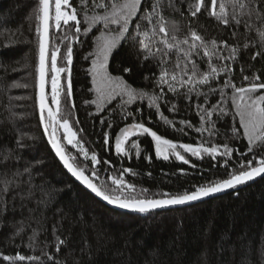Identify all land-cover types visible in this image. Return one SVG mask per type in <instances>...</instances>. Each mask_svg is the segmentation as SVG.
<instances>
[{"label": "trees", "instance_id": "trees-1", "mask_svg": "<svg viewBox=\"0 0 264 264\" xmlns=\"http://www.w3.org/2000/svg\"><path fill=\"white\" fill-rule=\"evenodd\" d=\"M37 3L38 0H0V161H3L0 179L5 173H20L16 177L18 186L0 199V207L7 208L0 216V264H9L3 261L2 255H14L17 251L41 256L44 264H264V176L190 206L141 214L107 207L66 172L51 150L40 123L35 70ZM77 3L79 0H74V4ZM208 3L210 5V0ZM185 9L186 5L181 6L185 13L183 17L179 13H169L179 23L181 35L191 26L206 39L241 46L235 62L224 61L232 64L230 77L233 83L246 85L243 76L252 77L254 72L264 81V57L252 60L257 46L243 48L247 42L243 27H226L207 12L192 18ZM101 27L96 25L87 35L81 32L75 37L72 35L74 30L67 28L57 31L53 27L49 33L50 48L53 44L60 48L58 66H67V61L60 58L66 54L69 43L73 47V96L71 101L63 99L62 107L66 114L71 112L69 120L74 130H83L78 138L83 140L85 148L90 154L96 153L101 161L96 166L100 175L94 179L95 183L111 185L109 176H118L122 169L128 168L136 175L125 173L123 178L137 190L176 193L227 178L230 171L238 170L242 161L251 159V153L241 156L248 148L247 140L242 137L243 129H239L240 134L233 138L231 129L239 128V117L233 114L234 110L222 119L213 116L220 131L211 138L214 143H228L234 149L230 158L222 155L215 159L207 155L197 158L182 152L189 159L188 164L175 158L164 160L156 156L154 141L147 135L133 138L140 144V155H136L135 149L127 155L117 154L115 135L120 128L133 122L132 117H121L116 109L118 101L106 106L104 111H98L95 104L85 103L95 98L90 91L88 69L91 60H86L85 56L94 50L95 37L99 36L97 29ZM130 27H135V21ZM234 30L237 32L235 37L232 35ZM65 32H69V39L61 42ZM254 35L250 33L249 37ZM227 51L225 49V54ZM203 66L206 67V62ZM108 67L112 75L122 76L137 90L166 97L159 102V113L149 107L146 97L129 105L128 110L139 122L174 142L195 145L202 138H208L207 132L195 131L200 126L196 105L203 103L205 108H210L219 101V92L209 96L204 103L202 97L188 99L168 92L167 86L157 87L158 69L154 61H144L139 45H133L131 41L113 51ZM125 68L130 72L125 73ZM67 79V74L62 73L64 87ZM226 79L229 75L222 74L213 86ZM224 91L231 93V89ZM50 92L49 73V102ZM172 103L176 105V111H169ZM108 109L116 111L110 114ZM162 116L173 123H167ZM182 120L189 121L194 127H184L181 132ZM110 123L112 127H109ZM105 133L109 134V144H105ZM67 147L69 154L81 161L80 166L86 169V174L91 175L90 158L84 160L77 149L71 145ZM105 160L110 163L104 164ZM21 223L27 227L17 236L15 232ZM33 230L37 232L36 244L29 248ZM56 236L65 240L59 252L55 247ZM42 252L54 259L48 261Z\"/></svg>", "mask_w": 264, "mask_h": 264}, {"label": "snow or ice", "instance_id": "snow-or-ice-1", "mask_svg": "<svg viewBox=\"0 0 264 264\" xmlns=\"http://www.w3.org/2000/svg\"><path fill=\"white\" fill-rule=\"evenodd\" d=\"M185 5L188 16L192 18H196L202 12H207L208 16L226 27L234 29L243 27L245 30L243 35L247 40L243 48L257 46L258 50L251 56L252 60L264 57V0H210V5L208 0H79L77 4H74V0H38L36 7L38 21L35 29L38 41L35 69L37 102L40 123L51 148L62 162L63 167L77 181L90 189L95 196L109 204L141 214L170 206L185 205L210 194L236 188L264 174V92L261 91L264 90V81H261L260 76L254 72L252 77L243 76V80L247 82L246 85L237 86L233 83L230 77L233 71L232 64L224 63V61L235 62L237 60L241 50L239 44L229 45L223 40L218 43L215 39H206L200 31L191 26L188 27L186 33L181 35L179 23L169 13H179L183 17L185 13L181 10V6ZM133 21H135V27L131 28ZM96 25H102L97 29L99 36L95 37L94 50L85 56L86 60H91L88 72L91 75L90 91L94 93L95 98L85 103L95 104L98 111H104L106 106L118 101L116 109L119 110L121 117H132L133 122L120 128L115 135L117 154L127 155L135 149L136 155H140V144L137 139L133 138L147 135L154 141L156 156L164 160L175 157L188 164L189 159L182 152L197 158L205 155L213 159L218 155L230 158L234 149L228 143L223 145L214 143L211 138L220 131L213 116L217 115V118L222 119L228 115L229 111L234 110L233 114L239 117V128L231 129L233 138L240 134L239 129H243L242 137L247 140L248 148L246 152L241 153V156L246 157L251 153V159L242 161L238 170L230 171L227 178L194 185L192 190L176 193L167 191L151 193L147 189L137 190L135 185L123 178L125 173H131L128 168L122 169L118 176H109L111 185L95 183L94 179L100 175L96 166L101 161L96 153L90 154L85 148L83 140L78 138L83 130H74L69 120L71 112L68 111L66 114L62 107V100L71 101L73 96L70 71L73 47L69 43L66 54L60 58L67 61V66H58L60 48L54 44L50 48L49 33L50 28L54 27L57 31L64 28L74 30L73 37L81 32L87 35ZM250 33H254V37H249ZM232 35L235 37L237 32L234 30ZM68 39L69 32H65L61 42ZM129 41L133 45H139L144 61H154V66L158 69V76L155 79L157 87L163 89L167 86L168 92L188 99L193 96L202 97L204 103H207L209 96H215L219 92V101L212 104L210 108H205L203 103L196 105L200 126L195 128V131L201 134L207 132V139L202 138L195 145L174 142L158 135L143 122H139L134 113L128 110V106L134 101L146 97L149 107L155 108L159 113V102L166 99L162 94H149L146 91L137 90L122 76L112 75L109 72V58L113 51L122 43L126 44ZM225 49L228 50L227 54H225ZM205 62L206 67L203 66ZM243 71L242 67L241 72ZM124 72H130V69L125 68ZM49 73L50 102L45 91L46 77ZM62 73H66L68 77L66 87L61 83ZM222 74H228L229 79L213 86L217 77ZM225 89H231V93L225 92ZM116 109L108 110L112 114ZM136 111L139 112L140 109ZM169 111H176L174 103L171 104ZM162 118L169 124L173 123L167 117L162 116ZM180 124L182 125L179 129L181 132L184 131V127H194L187 120L180 121ZM112 126L110 123L109 127ZM109 143V134L105 133V144ZM68 145L77 149L84 160L90 158L91 175L86 174V169L80 166L81 161L77 156L69 154ZM5 159L8 157L6 156ZM103 163L109 164L110 162L105 160ZM225 166H227V161ZM25 171L28 170L25 169ZM131 174L136 175V173ZM19 175V172L11 175L5 173L3 179H0V185H2L0 199L4 194L13 192L18 186L16 177ZM5 211L7 208L0 207V216H3ZM25 227L27 225L21 223L15 235H20ZM53 234L55 235V229ZM36 237L37 232L33 230L32 236L29 237V248L35 246ZM64 243L65 240L56 236L57 252ZM42 255L46 256L48 261L54 259L47 252H42ZM2 259L9 264L25 261L44 264L41 256L24 255L19 251L14 255L4 254Z\"/></svg>", "mask_w": 264, "mask_h": 264}, {"label": "water", "instance_id": "water-1", "mask_svg": "<svg viewBox=\"0 0 264 264\" xmlns=\"http://www.w3.org/2000/svg\"><path fill=\"white\" fill-rule=\"evenodd\" d=\"M70 71H72V64H71V66H70ZM46 81H47V77H46ZM45 91H46V93H47V83H46V87H45ZM261 91H264V90H261ZM46 136V135H45ZM46 138H47V136H46ZM47 141H48V138H47ZM49 143V142H48ZM50 145V144H49ZM50 148H51V145H50ZM51 150L53 151V153H54V155H55V152H54V150L51 148ZM56 156V155H55ZM56 158H57V160L60 162V164L62 165V167H63V164H62V162L59 160V158L56 156ZM64 168V167H63ZM65 169V168H64ZM66 170V169H65ZM66 172L79 184V185H81L84 189H86L90 194H92L96 199H98L101 203H103L104 205H106L107 207H109V208H111V209H113V210H116V211H121V212H126V213H138V212H136V211H134V210H130V209H124V208H120L119 206H117V205H114V204H109V203H107L106 201H104L103 199H101L100 197H97V196H95V194L94 193H92L91 192V190L90 189H88L86 186H84V185H82L79 181H77L67 170H66ZM264 176V174H262L261 176H259V177H256V178H254L253 180H255V179H258V178H260V177H263ZM253 180H251V181H253ZM251 181H248V182H251ZM248 182H246V183H248ZM233 189V188H232ZM229 190H231V189H226V190H223V191H220V192H217V193H213V194H210L209 196H207V197H203V198H201V199H199V200H197V201H193V202H189V203H187V204H185V205H179V206H170V207H167V208H163V209H157V210H153V211H150V212H148V213H154V212H162V211H169V210H173V209H179V208H183V207H186V206H190V205H193V204H196V203H199V202H202V201H204V200H206V199H209V198H213V197H215V196H218V195H220V194H223V193H225V192H227V191H229Z\"/></svg>", "mask_w": 264, "mask_h": 264}, {"label": "rangeland", "instance_id": "rangeland-1", "mask_svg": "<svg viewBox=\"0 0 264 264\" xmlns=\"http://www.w3.org/2000/svg\"><path fill=\"white\" fill-rule=\"evenodd\" d=\"M159 158L163 159L162 157H159ZM170 158H175V157H170ZM170 158H169V159H170ZM178 161H179V160H178Z\"/></svg>", "mask_w": 264, "mask_h": 264}]
</instances>
